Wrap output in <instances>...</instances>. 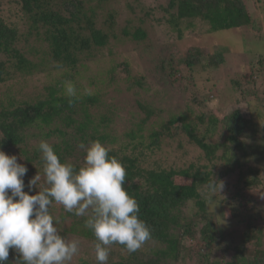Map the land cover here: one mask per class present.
Returning <instances> with one entry per match:
<instances>
[{
	"label": "trees",
	"instance_id": "trees-1",
	"mask_svg": "<svg viewBox=\"0 0 264 264\" xmlns=\"http://www.w3.org/2000/svg\"><path fill=\"white\" fill-rule=\"evenodd\" d=\"M4 3L21 13L24 31L20 32L19 26L0 15V54L5 56L0 60V82L16 73H31L36 66L33 57L39 53L41 58L49 55L51 66L72 67L84 73L86 60L92 58L94 51L106 49L110 39H115L114 34H109L116 15L114 9L106 12L108 19L102 25L98 21L100 15L93 8L84 9L85 0H0V6ZM166 4L163 9L173 12L166 13L159 24H164L177 37L186 31L193 37L209 38L221 32L229 34L235 42L249 41L248 49L254 53L253 57L243 64L246 68L240 69L242 73L227 81L228 87L235 90L238 103L250 97L259 106L263 100L260 91L264 92V7L256 6L258 9L255 7L253 11L245 0H169ZM130 9L134 11V7ZM142 22L144 17L133 32L124 28L123 36L144 40L147 33L141 27ZM184 50L168 66L169 75L177 82L201 62L203 54L207 55V67L225 63L223 53L209 46L191 44L185 45ZM250 64L254 66V78ZM119 65L111 62L106 71L114 73ZM259 69L262 84L257 81ZM125 70L128 71V66ZM92 85L96 88L90 91ZM138 85H142L141 80ZM99 86L103 82L89 80L84 87L86 93H80L83 90L77 88L79 99L71 104L62 90L51 87L45 97L33 102L21 100L17 104L14 100L0 99V150L16 155L18 148L26 160L22 164L35 172L37 168L30 163L36 161L41 163L39 172H42L38 151L29 155L19 146L27 142L30 128L43 129L54 122V128L42 135L44 141L53 135L58 137L57 142L48 143L62 162L72 153L67 130L83 142L98 140L109 149V155L116 157L126 169L124 187L137 200L139 218L151 229L152 239L133 253L126 252L122 245H112L108 264H264L259 238L263 229L256 222L248 199V191L263 180L264 108L249 112L248 116L240 108L222 114L206 103V93H197L190 99L194 105L186 112H172L160 121L148 123L155 110L147 99H141L137 104L145 116L134 122L133 129L116 131L114 111L99 115L91 112V107L101 102ZM176 160L181 163L177 165ZM32 173L27 172L23 178L24 191L30 195L33 192L26 183ZM232 174L235 179L230 183L225 177ZM212 177L224 181L220 195L206 190ZM180 209L187 210L182 215L183 221L179 220ZM54 211L60 214L59 219L75 216L55 203L50 207L52 214ZM84 219L81 217L80 221ZM220 220H227L229 225L220 226ZM174 226L176 233L171 232ZM228 227L232 233L227 232L230 237L226 239ZM236 228L240 233H233ZM64 232L60 230L65 237ZM83 234L93 235L86 227ZM185 237L194 243L187 246ZM89 239L95 241L94 236ZM217 252L230 257L221 258L216 256ZM91 255L95 258L94 253ZM18 259L19 254L10 249L7 264H20ZM81 264L97 262L84 260Z\"/></svg>",
	"mask_w": 264,
	"mask_h": 264
},
{
	"label": "rangeland",
	"instance_id": "rangeland-1",
	"mask_svg": "<svg viewBox=\"0 0 264 264\" xmlns=\"http://www.w3.org/2000/svg\"><path fill=\"white\" fill-rule=\"evenodd\" d=\"M99 1L85 0L84 9L93 8L98 13V16L100 15L98 21L102 25H104L105 19H108V16L105 15L106 12L112 9L116 10V15L113 19L114 24L109 30V34H114L115 39H110L106 49L94 51L92 58L86 60L87 67L84 73H82L83 70L79 71L72 67L51 66L49 55L45 54L41 58L39 53L33 57L36 66L31 73H16L11 78L0 82V99L4 102L14 100L17 104L21 100L33 102L45 97L50 87L58 88L64 92L63 84L65 81H72L76 88L83 90L80 93L84 94L86 93L84 87L88 86V81L98 79L99 82H103V86L98 87L101 93V102L91 107V112L99 115L101 112L108 114V111H114L113 122L116 126V131H122L127 127L133 129L134 122H139L140 118L145 116L137 104V101L141 99H147L155 110V114L149 117L148 123L160 121L162 116L172 112H186L194 105L190 99L197 93L202 95L206 93L208 95L206 103L211 106V109H216L222 114L230 113L233 109L240 108L248 116L249 112L254 113L255 110L264 108V92L260 91L259 96L263 98L261 104L255 106L250 97L248 98L250 102L243 100L238 103L237 98L234 97L236 96L235 90L232 91L228 87L227 80L230 77H235L237 73H242L243 71H239L243 64H248L250 58L254 55L248 49L250 47L249 41L244 43L235 42L232 37L228 36L229 34L226 35L221 32L209 38L198 35L193 37L186 31L184 35L182 33L180 37H177L175 33L168 31L164 24H159L166 16V13L170 14L173 12V9H163V5H167L166 3L169 0H102V2L98 3ZM245 1L246 4L252 6L253 11H255L256 6L264 7V0ZM130 7H134V11L131 12ZM0 15L6 18L9 23L19 26L20 32L24 31L21 13L14 7H9L4 3L0 6ZM141 17H144L141 27L147 33L146 38L137 41L132 39L130 35L123 36L124 28L129 32H133ZM13 21H16V23H13ZM21 25L23 26L21 27ZM191 44L209 46L213 51H221L225 58V63L220 64V67H207L205 64L207 55L203 54L201 62L194 65L190 69V73L185 78L180 79L181 82L174 81L173 76L168 73V66L173 62L174 58L182 56L185 45L189 46ZM1 59H5L4 54H0ZM111 62L119 63L120 65L118 70L109 74L106 69L109 68ZM126 66H128V71L125 70ZM249 66H251L252 77L254 78V66L251 64ZM244 68H246V65L243 70ZM261 71V69L256 70L259 84H262ZM175 75L180 78L179 73ZM140 80L142 82L141 86L138 85ZM93 88L96 87L90 86V91ZM55 124L54 122L50 124V127H43V129L38 130L37 128H30L27 142L19 147L25 149L29 155H33V151L37 150V159H39L38 144L41 140H44L42 133L54 128ZM67 132L69 134L66 137L70 139L72 145V153L66 157L67 162L82 163L84 152L77 147V143L82 140L76 135H71V130H67ZM32 133L35 134L31 136ZM57 141L58 137L56 135L47 140L49 143ZM90 141L92 140L87 139L84 142L88 143ZM14 153H19L15 156L19 160L18 163L22 164L21 161L25 160L24 155L18 148L15 149ZM171 156L174 157L173 155ZM171 156H169L170 160ZM176 163L179 165L181 162L176 160ZM30 164L37 168L38 172L41 170V163L37 164L36 161H33ZM30 169H28V172H33L31 176H35L37 171L34 172L32 168ZM40 173L42 175V172ZM261 175L263 176L262 183L248 191V199L250 200L249 206L252 207L251 212H254L257 218L256 222L262 225L263 231L259 238L260 245L264 249V199L261 198L264 195V172ZM225 178L230 183H233L235 174L228 175ZM41 186L42 181H38L37 187ZM37 191V188L32 189L33 194H36ZM180 211L179 220L183 221L182 215L187 210L180 209ZM53 215L59 220L57 225L59 230L63 229L66 232H64L66 239H78L80 241V253L73 258L71 264H81L84 260L94 261L95 258H91L93 256L91 254H93L95 241L89 239L93 235L84 236L83 229L85 227L73 223V221L84 223V220L80 221L81 217L76 216L59 219L60 214L58 211H54ZM219 224L220 226L229 225L227 220H220ZM196 225L199 226L200 222ZM176 226L171 230L172 233L177 232ZM235 230L233 231L234 234L240 233L238 228ZM231 231V228L228 227L224 238L229 239ZM185 243L188 246L194 241L185 237ZM150 245H154V243L150 242ZM217 254L216 256L221 258L228 259L230 257L222 252H217Z\"/></svg>",
	"mask_w": 264,
	"mask_h": 264
},
{
	"label": "clouds",
	"instance_id": "clouds-1",
	"mask_svg": "<svg viewBox=\"0 0 264 264\" xmlns=\"http://www.w3.org/2000/svg\"><path fill=\"white\" fill-rule=\"evenodd\" d=\"M63 88L70 104L79 99L72 81H65ZM77 147L84 152L79 167L62 162L47 141L39 142L42 175L37 172L27 184L29 191L38 189L33 195L24 191L27 167L0 150V264H7L10 249L19 254L20 264H71L79 255L80 241L60 234L59 220L50 212L53 203L85 218L84 227L95 237L97 264H108L114 244L133 253L152 239L151 229L139 218L137 200L124 187L122 163L98 140L80 141ZM224 186L212 177L206 190L220 195Z\"/></svg>",
	"mask_w": 264,
	"mask_h": 264
}]
</instances>
